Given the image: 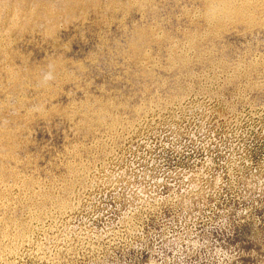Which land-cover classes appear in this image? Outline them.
<instances>
[{
  "label": "rangeland",
  "instance_id": "1",
  "mask_svg": "<svg viewBox=\"0 0 264 264\" xmlns=\"http://www.w3.org/2000/svg\"><path fill=\"white\" fill-rule=\"evenodd\" d=\"M36 1L0 22V264H264L260 1Z\"/></svg>",
  "mask_w": 264,
  "mask_h": 264
},
{
  "label": "bare ground",
  "instance_id": "2",
  "mask_svg": "<svg viewBox=\"0 0 264 264\" xmlns=\"http://www.w3.org/2000/svg\"><path fill=\"white\" fill-rule=\"evenodd\" d=\"M83 1H86V0H56V1H52V2H47V3H45V5L49 7V10L50 9L51 10H54V9L66 8L67 6H69L70 8H72L76 4H78L80 2H83ZM256 1H260L259 4L264 9V0H256ZM10 2H11V0H0V22L3 19V14H4L3 12H4V10H6V8L8 7V5L10 4ZM237 2H238L237 0H212V2H211L212 5L210 6V8H209V10L207 12L208 13L207 15H208L209 20H211V22H212L213 20H218L219 18H222V17H224L225 19H228V20H232V21L233 20H236V21L237 20H241L243 18L244 19L251 18V16H250L249 13H248L249 15H246V13L243 12V9L244 8H243V4L241 3L243 1L241 0L240 2H238V3ZM40 3H41V0L36 1V5L31 8V11L30 12H32V13L33 12H36L37 11L36 9H37V7H38V5ZM253 4H255V3H253ZM15 11L16 12H15V14L13 16V20H12L13 24L16 23V21L18 19V15H19L18 13H20L18 11V8L17 7H16V10ZM249 12H251V11H249ZM52 21H53V19H52ZM55 74H57V72ZM48 76L49 77L52 76V73L50 71H49Z\"/></svg>",
  "mask_w": 264,
  "mask_h": 264
}]
</instances>
